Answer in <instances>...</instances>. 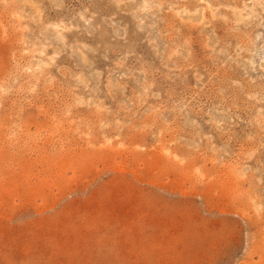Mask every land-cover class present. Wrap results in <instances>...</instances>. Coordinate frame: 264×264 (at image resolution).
<instances>
[{
  "label": "rangeland",
  "instance_id": "1",
  "mask_svg": "<svg viewBox=\"0 0 264 264\" xmlns=\"http://www.w3.org/2000/svg\"><path fill=\"white\" fill-rule=\"evenodd\" d=\"M0 264H264V0H0Z\"/></svg>",
  "mask_w": 264,
  "mask_h": 264
}]
</instances>
